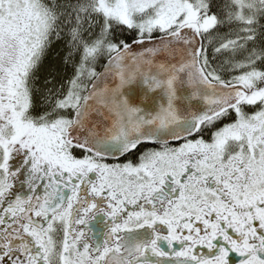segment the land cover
<instances>
[{
  "label": "snow or ice",
  "instance_id": "6c2138e0",
  "mask_svg": "<svg viewBox=\"0 0 264 264\" xmlns=\"http://www.w3.org/2000/svg\"><path fill=\"white\" fill-rule=\"evenodd\" d=\"M0 264H264V0H0Z\"/></svg>",
  "mask_w": 264,
  "mask_h": 264
},
{
  "label": "water",
  "instance_id": "95a60500",
  "mask_svg": "<svg viewBox=\"0 0 264 264\" xmlns=\"http://www.w3.org/2000/svg\"><path fill=\"white\" fill-rule=\"evenodd\" d=\"M177 99L174 106L178 109L179 114L187 115L189 111L200 114L204 110L202 101L189 100L191 89L183 82L176 86ZM121 97L128 101L130 107L139 108L140 115L146 119L155 115L161 106L167 107L168 98L164 89L149 90L142 78H137L135 82L122 89Z\"/></svg>",
  "mask_w": 264,
  "mask_h": 264
},
{
  "label": "flooded vegetation",
  "instance_id": "af4514ba",
  "mask_svg": "<svg viewBox=\"0 0 264 264\" xmlns=\"http://www.w3.org/2000/svg\"><path fill=\"white\" fill-rule=\"evenodd\" d=\"M105 219L103 215H100L87 225V230L92 233V239H94L97 244L103 243L104 234L108 230V224L105 222Z\"/></svg>",
  "mask_w": 264,
  "mask_h": 264
},
{
  "label": "trees",
  "instance_id": "16d2710c",
  "mask_svg": "<svg viewBox=\"0 0 264 264\" xmlns=\"http://www.w3.org/2000/svg\"><path fill=\"white\" fill-rule=\"evenodd\" d=\"M129 38V40H130V37H128ZM59 49V45H56L55 47H54V49H53V53L52 54H50V56H49V60L50 61H54V62H59V56H57V55H55V53H56V51ZM63 55V52H60V56H62Z\"/></svg>",
  "mask_w": 264,
  "mask_h": 264
}]
</instances>
